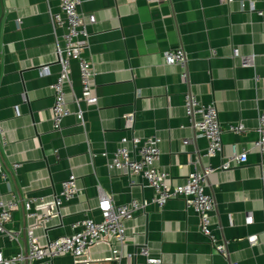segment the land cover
Instances as JSON below:
<instances>
[{
	"label": "crops",
	"instance_id": "obj_1",
	"mask_svg": "<svg viewBox=\"0 0 264 264\" xmlns=\"http://www.w3.org/2000/svg\"><path fill=\"white\" fill-rule=\"evenodd\" d=\"M259 9L264 0H82L83 17L96 15L90 54L99 100L83 104L84 127L70 115L56 131L51 85L59 74L56 47L64 45L66 28L55 31L51 13L61 10L60 0H0V156L9 169L20 165L7 179L0 177V201L18 202L7 227L21 236L17 243L0 233L5 255L27 249L28 229L45 245L72 233V225L91 213L100 219L103 192L116 204L147 201L145 210L125 221L123 252L134 264H264V152L255 147L264 110V17ZM177 48L188 56L186 81L180 66L165 62L164 52ZM242 55L252 57V64L244 65ZM46 64L51 73L42 75ZM71 70L66 97L74 111V97L83 94L78 61H72ZM188 92L202 104L217 106L224 134L222 152L214 157L203 155L208 141L187 115ZM232 124H243L245 130L229 131ZM150 136L161 139L157 165L170 173V183H185L196 162L217 168L207 191L215 199L212 231L225 254L200 231L198 213L182 198L160 207L143 177L109 167L105 153L113 155L123 137ZM235 150L248 151L247 161L222 169ZM70 175L82 193L65 201L44 226L43 215L55 209L52 201ZM28 198L39 199L29 211ZM253 235L255 243L249 240ZM114 246L115 240L106 237L82 257L64 254L50 262L116 264ZM142 246L149 256L141 253Z\"/></svg>",
	"mask_w": 264,
	"mask_h": 264
},
{
	"label": "built area",
	"instance_id": "obj_2",
	"mask_svg": "<svg viewBox=\"0 0 264 264\" xmlns=\"http://www.w3.org/2000/svg\"><path fill=\"white\" fill-rule=\"evenodd\" d=\"M156 2H166L169 0H150ZM220 2L231 3L234 0H219ZM82 0H60L61 10L51 13V23L55 31L58 28H66L63 35L64 45L57 43L56 54L60 70L56 81L51 85L54 92V104L52 106V121L56 131L62 130V124L66 117L74 115L81 126H85V108L83 104L92 106L98 104V97L94 94L95 67L90 54V37L92 35L90 26L96 22V15L91 14L86 20L80 12ZM258 15L264 17V9L256 10ZM235 56L239 52L235 51ZM244 65L252 64V57L242 55ZM165 62L168 65H178L182 68L181 76L184 81L188 79V56L183 48L167 50L164 52ZM78 61L83 94L74 97L76 109L72 111L68 105L66 97V87L71 86L72 61ZM51 73L50 65H43L42 75ZM185 108L190 121L196 131L205 137L208 146L203 154L207 158L214 157L222 152L224 128L221 125L218 109L215 103L202 104L197 96L188 92L185 99ZM258 139L255 147L264 152V110L258 117ZM132 120L128 118V127H132ZM229 131L243 132V124L229 125ZM161 139L157 136H150L146 139L133 137H123L120 146L113 155L108 156V165L111 169H119L130 175L143 177L149 187L153 189L152 201L160 207L171 199L182 198L187 207H193L199 215L200 231L210 239L215 250L221 254L226 253L223 243H218L212 231V216L215 210V199L207 191L209 176L217 171L212 164L199 167L195 163L194 171L189 175L185 183L173 184L169 182L170 173L158 167L157 163L161 156ZM189 141L186 140L185 143ZM132 143L133 147H129ZM248 159V151L239 153L236 150L222 165V169H229L232 164H242ZM20 165L13 164L9 169L0 156V177L7 179L11 171H16ZM76 176L70 177L62 182V189L52 201L57 212L52 210L42 217L43 225L49 222L50 218L58 213L65 201H71L82 192L76 184ZM39 199L28 198L25 201V208L29 211L32 205ZM18 202L10 200L0 201V233L6 234L17 243H20L21 236L11 232L8 224L12 221L13 211ZM147 201L132 199L126 204L114 203L112 197L100 192V202L98 210L100 219H96L93 214L72 225V233L50 239L45 245H41L35 237L32 229L27 230L28 247L21 248L16 255L7 256L0 249V264H51L50 260L64 255L71 254L76 258L87 254V251L96 245L100 240L109 237L114 239L116 246L112 248L113 258L116 264H134L131 256L124 255L123 248L128 241V233L125 221L134 218L137 212L145 210ZM249 223L252 218L248 217ZM252 243L257 241V235L249 238ZM141 253L149 256L147 247H141ZM149 262H157L156 259H149ZM75 264H95L91 260H78ZM233 264H239L234 262Z\"/></svg>",
	"mask_w": 264,
	"mask_h": 264
}]
</instances>
